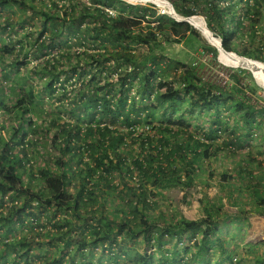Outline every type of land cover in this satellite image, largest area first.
Instances as JSON below:
<instances>
[{
    "label": "trees",
    "instance_id": "1",
    "mask_svg": "<svg viewBox=\"0 0 264 264\" xmlns=\"http://www.w3.org/2000/svg\"><path fill=\"white\" fill-rule=\"evenodd\" d=\"M169 1L182 16L203 15L215 35L202 18L191 19L202 20L212 45L219 47L218 36L227 51L242 57V44L236 45L242 0ZM131 2L167 9L156 0H0V58L6 59L0 75L10 91L16 89L9 105L0 89V106L16 123L11 137L0 135V206L9 201L0 212L1 235L15 233L17 226L36 230L43 226L41 216L50 222L49 213L59 216L52 225L55 239L62 242L60 247L52 237L37 241L15 235L1 246L23 249L16 252V264L33 247L44 246L54 247L55 253L32 255L41 264H75L77 255L90 264L97 249L96 264H211L214 244L221 256L231 258L229 243L217 237L222 218L215 203L208 201L203 217L189 219L168 211L159 199L167 188L196 182L199 169L207 167L202 162L218 155L216 139L225 136L221 149L231 158L237 155L242 147V69L229 74L228 86L204 79L200 64L173 58L165 48L192 35L217 62L218 51L200 32L211 44L208 36L151 3ZM13 7L24 13L16 20L5 14ZM15 27L20 31L11 33ZM249 33L253 40L259 37L261 46L243 44V56L264 69V0H243V34ZM36 58L42 61L32 64ZM247 75L254 80L243 69V143L264 126V105L257 108L249 100L257 89ZM31 76L46 82L33 83ZM40 99L54 103L49 105L53 109L33 117ZM183 102L187 107L177 113ZM61 110L68 115L62 118ZM38 123L44 141L14 138ZM47 140L54 155L43 149ZM28 147L40 154L36 170V163L26 166ZM222 178L233 182L227 188L229 200L242 201V167ZM248 194L264 208L263 180L247 166L243 195ZM5 262L0 250V264ZM256 262L264 264V251Z\"/></svg>",
    "mask_w": 264,
    "mask_h": 264
},
{
    "label": "rangeland",
    "instance_id": "2",
    "mask_svg": "<svg viewBox=\"0 0 264 264\" xmlns=\"http://www.w3.org/2000/svg\"><path fill=\"white\" fill-rule=\"evenodd\" d=\"M127 1V0H126ZM152 1V0H145ZM162 3L167 7L170 13H173L171 8L165 4L163 0H156ZM169 1V0H168ZM170 2V1H169ZM134 4H153L160 12L162 9L167 13V9L163 8L161 5L154 4L152 2H131ZM7 12V13H6ZM5 14L9 17V19L16 20L17 16H22L24 13L22 10L17 7H13L11 10H6ZM29 12V11H28ZM26 12V13H28ZM2 13V12H1ZM200 15V14H197ZM203 16V15H202ZM205 18V17H204ZM191 23L197 27L198 24L202 25L201 19H191ZM29 24L25 25L26 28H29ZM203 28L202 26H200ZM199 29V28H198ZM204 29V28H203ZM19 32L20 29L18 27L13 28L10 32ZM199 31V30H198ZM11 32V33H12ZM200 32V31H199ZM240 33V32H239ZM258 33V32H257ZM1 34V31H0ZM201 34V33H200ZM214 34V32H213ZM3 35V34H2ZM6 35V34H5ZM5 35H3L5 37ZM13 35V34H12ZM202 35V34H201ZM215 35V34H214ZM204 38V36L202 35ZM218 38V36H217ZM29 38H27L28 40ZM25 40V38H24ZM207 42V40L204 38ZM211 45H216L212 40H210ZM12 42H10L11 44ZM202 42L195 38V36H189L188 40H184L180 43H172L167 45L165 48V52L177 59H182L188 63H196V65L200 64L199 73L207 80H213L219 85L228 86L230 84L229 74L233 73L235 69H242V57L235 54H230L227 52H220V60L217 59V62H213L211 59V52L208 48L203 49L201 44ZM242 44V34L238 35L237 44ZM28 44V43H27ZM240 44V45H241ZM243 44H248L250 47L256 48L257 46H261V42L259 37H255V39H251L250 33L243 34ZM224 53H227L226 55ZM9 58H7L8 60ZM246 59V58H244ZM41 58H36L33 60L32 64H39L41 62ZM243 60V69H246ZM262 62V61H261ZM264 63V62H263ZM3 64H6V59L0 58V74L2 71ZM30 64V66H32ZM30 68V67H29ZM248 70V69H247ZM250 71V70H249ZM28 70L21 69L20 74L22 76L27 75ZM249 74V73H247ZM253 79H249V75H247L250 83L256 86L257 93L256 94H248L249 100L255 107L260 108L264 105V76L258 74L257 77L253 72L250 71ZM19 75V74H18ZM240 75V74H239ZM241 76V75H240ZM245 79V78H244ZM46 82L45 78L42 76H31V82L40 83ZM247 82V79L245 80ZM10 84L5 82V79L0 75V89L2 92V98H4V103L9 105L13 102V96L16 94V89H9ZM72 86H67L66 90H69ZM61 91V90H59ZM133 95V94H132ZM138 96V95H137ZM36 107L33 110V117L38 116V114L48 115L47 107L52 110L53 108L49 105H53L54 103H50L48 100L40 99L34 102ZM182 107H176V112L183 110L187 107L185 102L182 103ZM62 111V112H61ZM60 111V116L62 118L68 115V112L64 110ZM10 115L4 112L2 107L0 106V135H8L10 136L11 129L16 125L13 119H10ZM193 117H197V113H193ZM261 116L259 117V119ZM35 119V118H34ZM203 119V118H202ZM194 122L196 119H193ZM205 120V119H203ZM193 122V123H194ZM39 123L32 127H26L25 131L16 132L14 138L25 139L27 140L29 137H35L37 139H43L44 141V133L37 129ZM11 137V136H10ZM24 137V138H23ZM225 136H222L219 139H216L215 143L221 145V148L224 146L221 144L222 139ZM243 167L244 169L251 167L254 170L256 176L260 177L264 183V126L260 129H255L252 131L251 135L245 140L243 143ZM220 148L218 151L217 157L212 158L211 160H205L202 162V165H207L204 169H199L197 172L195 183L188 187H170L165 190V197H161L159 202L167 208L168 211L175 209V212L178 213L179 216L189 218V219H197L203 217L205 214V206L209 205L208 201H212L216 204V214L222 218L220 223L222 224L217 237L227 241L229 243L228 254H230L231 258L228 259L225 256H221L220 254V246L215 245L213 250L210 252V261L211 264H217L219 259L223 260V264H228L230 260V264H242V201L231 202L229 200L228 195V187L232 182L229 178H222L223 173H232L237 172L239 167H242V147L235 150L237 155L234 158H231L228 152L223 151ZM47 154L54 155L55 150L50 145V141L47 140L45 147L43 148ZM27 153L29 154L30 160L26 163L28 166L31 163H36L34 165V170L37 169V165H40L42 161L38 157L40 154L36 152V148L28 147ZM233 183V182H232ZM239 184V183H238ZM235 193V192H234ZM242 197V196H241ZM246 197L243 199V264H257V257L260 256L261 252L264 251V208L260 207L256 204V201L250 198V194L243 195ZM233 200V199H232ZM15 202V201H13ZM7 205H9V201L1 204L0 212L6 211ZM5 206V207H4ZM2 215V214H0ZM48 219L47 221L45 216H41L40 219H43V226L35 228L34 233L29 229V227H16V232L9 234L7 237H3V229L0 228V250L5 256L6 262L4 264H16L19 258L16 252L21 253V250L15 249V246L9 245L6 248L1 246L2 244L11 241L15 235L16 238H20L22 236L34 238L37 241H45L52 237V240L59 243L61 247V243L59 240L55 239L56 237V229L53 227L52 223L59 216L56 215L52 218V216L47 213ZM227 216L228 218H225ZM238 216V217H237ZM224 217V218H223ZM26 220H30L29 217H26ZM0 227H2V222L0 221ZM37 231H41L38 232ZM37 233V234H36ZM217 237L215 240H217ZM77 238V234L74 235L73 239ZM251 244V245H250ZM39 251V252H38ZM55 249L54 247H42V249H36L33 247L27 257H23L20 259L21 264H25L28 261V264H41V260L39 258H33L32 255L40 253L42 256L52 254L54 255ZM101 249H97L92 253L90 257V264H96L97 257ZM68 254V252H67ZM67 254L65 257H67ZM262 256V255H261ZM221 257V258H220ZM46 257H43L45 259ZM68 259V258H65ZM88 264L86 260L77 255L75 257V264Z\"/></svg>",
    "mask_w": 264,
    "mask_h": 264
},
{
    "label": "bare ground",
    "instance_id": "3",
    "mask_svg": "<svg viewBox=\"0 0 264 264\" xmlns=\"http://www.w3.org/2000/svg\"><path fill=\"white\" fill-rule=\"evenodd\" d=\"M167 1V0H166ZM159 2V1H158ZM168 2V1H167ZM160 3V2H159ZM170 3V2H169ZM162 4V3H161ZM168 10V9H167ZM171 10H173V9H171ZM173 13L175 14V17H177V16H179V15H177L176 14V12L173 10ZM181 17V16H180ZM193 17H200V16H197V15H195V16H192L191 18H193ZM191 18H189V21H190V19ZM200 18H202V17H200ZM203 19V18H202ZM203 21H204V19H203ZM191 22V21H190ZM205 22V21H204ZM192 24V23H191ZM193 25V24H192ZM205 25H206V23H205ZM194 26V25H193ZM200 26H202L201 24H198L197 25V28H199L200 30H202L207 36H208V39L209 40H212L211 39V37H210V35L208 34V32L205 30V29H203V28H201ZM207 26V25H206ZM195 27V26H194ZM196 28V27H195ZM196 28V29H197ZM207 29L210 31V33H211V35H214L212 32H211V30L208 28V26H207ZM198 30V29H197ZM201 33V32H200ZM202 34V33H201ZM203 35V34H202ZM204 36V35H203ZM205 38V37H204ZM217 38V37H216ZM206 39V38H205ZM217 39H219V38H217ZM207 40V39H206ZM208 41V40H207ZM210 44V43H209ZM221 50H223V49H221V48H219V60H220V52H221ZM223 52H226V51H224L223 50ZM228 53H232V54H235V55H238V54H236V53H234V52H228ZM225 55L227 54V53H224ZM240 56V55H239ZM244 58H246V59H244ZM243 60L245 61L244 62V65L246 66V69H248V70H250L251 72H253L254 74H255V76L257 77V75L258 74H260V75H262V76H264V69H260V68H258V67H256L251 61H249V60H254V59H251V58H247V57H243ZM258 62H260V61H258ZM261 63H263V62H261ZM264 64V63H263Z\"/></svg>",
    "mask_w": 264,
    "mask_h": 264
},
{
    "label": "water",
    "instance_id": "4",
    "mask_svg": "<svg viewBox=\"0 0 264 264\" xmlns=\"http://www.w3.org/2000/svg\"><path fill=\"white\" fill-rule=\"evenodd\" d=\"M168 1V0H167ZM169 2V1H168ZM170 6L172 7V9L176 12V10L174 9V7H173V5H172V3L170 2ZM168 13V15H170L172 18H174L175 20H177V21H186V22H188L189 24H191V22L189 21V18H191L192 16H195V15H197V14H194V15H190V16H182V15H180L179 13H177L176 12V14L177 15H179V16H181V17H175L174 15H172V13H170L169 11L167 12ZM197 16H200V17H202L203 19H204V21H205V23H206V25H207V22H206V19L204 18V16H202V15H197ZM192 25V24H191ZM193 26V25H192ZM194 27V26H193ZM195 28V27H194ZM212 32V31H211ZM208 42V41H207ZM209 43V42H208ZM211 45V44H210ZM213 46V45H212ZM214 48H216V50L218 51V55H217V59L219 60V48H221V49H223L224 51H226V52H232V51H227L224 47H223V45H222V41H221V39L219 38V47H215V46H213ZM235 53V52H234ZM237 54V53H236ZM243 57H245V56H243Z\"/></svg>",
    "mask_w": 264,
    "mask_h": 264
},
{
    "label": "built area",
    "instance_id": "5",
    "mask_svg": "<svg viewBox=\"0 0 264 264\" xmlns=\"http://www.w3.org/2000/svg\"><path fill=\"white\" fill-rule=\"evenodd\" d=\"M163 8H165V7H163ZM167 11H168V10H167ZM161 13H165V10H164V9H162Z\"/></svg>",
    "mask_w": 264,
    "mask_h": 264
},
{
    "label": "clouds",
    "instance_id": "6",
    "mask_svg": "<svg viewBox=\"0 0 264 264\" xmlns=\"http://www.w3.org/2000/svg\"><path fill=\"white\" fill-rule=\"evenodd\" d=\"M168 14V13H167ZM213 33V32H212ZM217 37V36H216ZM219 38V37H218Z\"/></svg>",
    "mask_w": 264,
    "mask_h": 264
}]
</instances>
